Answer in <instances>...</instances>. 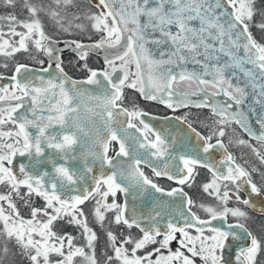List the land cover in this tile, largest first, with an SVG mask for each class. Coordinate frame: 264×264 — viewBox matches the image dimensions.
<instances>
[{"label":"snow or ice","instance_id":"1","mask_svg":"<svg viewBox=\"0 0 264 264\" xmlns=\"http://www.w3.org/2000/svg\"><path fill=\"white\" fill-rule=\"evenodd\" d=\"M0 5L12 9L19 5L28 14L24 20L14 11L0 16V22L7 21V30L0 24V56L13 58L24 52L39 65L17 64L10 77L0 75L10 81L0 86V264L15 255L13 247L29 264H52V256L55 264H74L75 257L83 258L85 264H99L98 237L82 207L88 201L94 202L92 221L102 228L106 223L109 226L106 237L111 254L105 251L104 264H197V258L202 264H264L258 260L264 256V234L250 230L245 211L229 207V202L253 206L250 197L264 194V183L257 185L253 173L258 169L238 163L223 139L228 125H239L260 147L243 139L237 143L250 149L264 165V115L257 116L258 134L240 111L249 97V87L251 103L264 109V3L98 0L95 13H81L77 0H0ZM44 17L57 35L46 31ZM89 30L100 34L94 43L58 38L64 34L83 36ZM122 41L124 50L109 56L108 49H117ZM149 45L159 52V58ZM66 50L85 62L86 79L68 77L63 61ZM95 52L105 53L103 70L87 68L88 57ZM189 64L193 65L191 71ZM0 66L7 68L8 64ZM117 72L121 75L114 79ZM239 73L245 78L243 86L232 82L240 81ZM179 81L195 84L196 91H175ZM69 83L71 89L65 87ZM77 85H95L101 91L93 94ZM125 88L173 111L210 109L217 119L204 125L210 129L205 135L193 126L188 113L163 117L179 121L196 137L194 150L174 154L175 137L169 141L152 128L143 119L149 113L136 105H123ZM198 94L199 100L190 98ZM84 96L100 109L87 111L103 121L106 136L99 128L93 134L85 127L80 104L74 103ZM218 96L226 100L218 101ZM121 117V128L114 129L112 125L121 123ZM84 137L91 140V146L78 153ZM113 141L119 149L109 156ZM48 150L50 154H46ZM214 152L220 153L219 159L212 158ZM76 161H82L80 166H73ZM141 165L178 187L162 188L145 175ZM198 169L210 174L202 192L212 204L197 205L184 190L185 185L193 186ZM260 176L264 181V172ZM149 189L159 194L158 208L172 210L154 209L148 215L130 211L127 197L135 199ZM242 190L248 192L249 199L241 198ZM117 193L124 194V203H117ZM160 197L179 202L173 207ZM21 207L28 218L21 214ZM230 217L235 218L234 223L229 222ZM60 222L80 230L87 251L76 247L71 235L55 230ZM113 225L127 233L118 236Z\"/></svg>","mask_w":264,"mask_h":264},{"label":"flooded vegetation","instance_id":"2","mask_svg":"<svg viewBox=\"0 0 264 264\" xmlns=\"http://www.w3.org/2000/svg\"><path fill=\"white\" fill-rule=\"evenodd\" d=\"M33 1L38 2V0H33ZM97 2L98 0H77V3L80 5V10H82L83 8L86 9L87 6H92L95 12L98 11V9L94 7V5ZM13 11L17 15V17L21 20L28 18V14L26 10L22 9L19 5L15 9L0 5V16H6ZM43 22L45 23L46 31H48L49 34L57 35L56 33L53 32L52 25L47 18H45ZM0 24H3L5 30H7V21H2L0 22ZM58 38L61 41L75 38V39H82L85 43H94L100 38V34L89 30V32L84 34L83 36H79V35L69 36L68 34H64L58 36ZM62 46L63 44L61 43V47ZM63 61H64L65 72L67 73L68 77L75 80H84L87 78L88 71L87 69L82 67V65L85 62L79 61L76 55L71 50H66L63 53ZM4 63L8 64L7 68L0 66V75H3L4 77H10L13 74L14 68L17 64H26L33 68L39 67V65L32 59V57L24 52L16 53L13 58L0 56V65H3ZM45 66H47V64H45ZM87 68L98 71L103 70L105 68L104 57L101 56L100 53H96V52L91 53L87 60ZM133 68H134V61L132 64V70ZM120 75L121 73L117 72L114 76V79ZM9 83L10 81L7 78L0 79V86L7 85ZM174 90L177 92H184V91L192 92V91H196V85L188 81H179L174 85ZM190 98L192 100H199L201 96L198 94L197 96H192ZM215 99L218 101L226 100V98L223 96H218ZM123 105L128 108H131L133 105H136L138 108L150 114L149 116L143 117V119L147 123H149L152 128L161 132L163 136L170 137L171 139L172 137H175L176 143L173 145L171 149V151L174 154L194 150L197 146L196 137L188 133L186 126L180 124L179 121L177 120L165 121L162 119L163 117L166 116L182 117L186 113H188L190 114L189 119L193 120V126L196 127L198 131H200L202 134L205 135L208 134L210 129L209 127H205L204 125L205 124L212 125L213 121L217 119L216 117L212 116L210 109L207 108L197 109L194 107H189V108H179L176 111H173L172 109H169L165 105L160 104L156 101H148L143 99L138 91L130 88L124 89ZM249 107L254 108L251 105ZM233 110H235V108ZM244 114L251 116L255 113L253 111L248 110V111H244ZM151 117H159L160 119H152ZM9 127H11V125H9ZM252 129L253 131L256 130L260 131L259 125L253 126ZM223 139L225 144L228 146V151L232 153L233 156L236 157L238 163L243 164L245 167H249V168L255 167L258 169L256 173H253V179L257 183V185L260 186L262 183H264V181H262L260 176V172H264V165L260 163V161L250 151V149L241 146L237 143L238 140L243 139L259 148L260 146L257 144V142L255 140L250 139L247 133L244 132L243 129H241L240 126L235 123L227 126L226 135ZM118 149H119V145L113 141L110 145L109 156H115V152L118 151ZM261 151H264V148H261ZM219 157H220L219 152L213 153V157H212L213 159H219ZM141 169L144 171L146 176L153 179L154 182L158 183L162 188L171 189L173 187H178V185H176L173 181H169L167 178L155 177L152 173L151 168L149 167L141 165ZM197 171L199 172V175L196 177L193 186L189 188L187 185H185L184 190L188 193L189 196L193 198V200L197 203V205L201 203L212 204L214 203V201L210 197H208L205 193L202 192V184L207 182L208 179H210V174L207 172L206 169H198ZM240 195L242 199H249L247 191L242 190ZM115 199L117 203H121V204L123 203V197L121 193H117ZM250 199H251V205H253L254 207L245 206L243 204H238L235 202H229V207H239L242 211H245L249 216L248 227L250 228V230L256 233L257 235L264 234V212H262V209H264V194L259 196L253 195L250 197ZM111 201H112V197H109V202ZM38 203H42V201H39ZM93 203H94L93 201H88L82 207L86 208L87 205H90L92 207ZM193 210L196 211V213L200 215L202 218H204L206 215L199 208H195ZM20 211L25 218H28V212L25 208L21 207ZM85 212L87 213L86 209ZM229 222L234 223L235 218L230 217ZM65 228L66 225L64 224V222H60L55 230L59 234L63 232L68 234L66 230L63 231V229ZM174 246L175 244L173 245V248ZM13 252L15 253V255L10 257L9 260L5 262V264H29L28 260L25 257L19 255L18 251L14 247H13ZM50 259L52 260V264H55L56 257L52 256ZM77 259L78 257L75 260ZM258 260H264V256L258 257ZM197 261L199 262V264L202 263L198 258ZM74 264H76V261H74Z\"/></svg>","mask_w":264,"mask_h":264},{"label":"water","instance_id":"3","mask_svg":"<svg viewBox=\"0 0 264 264\" xmlns=\"http://www.w3.org/2000/svg\"><path fill=\"white\" fill-rule=\"evenodd\" d=\"M114 7H116L117 9L119 8V5L116 4L114 5ZM127 35V34H125ZM123 44H124V41H122L121 45L117 48V49H108V55L111 56L113 54H115V52L117 51H123L124 48H123ZM150 48H153V51H154V55H155V58H159V52L157 50H155L154 46H151L149 45ZM96 53H100L101 56L104 57V52H96ZM245 67H248V66H245ZM187 68L188 70H192L193 69V65L189 64L187 65ZM174 71H178V69H174ZM239 76H240V81H237V80H233V84H236L238 82L241 83V86H243L242 84V81L245 79L243 77V74L242 73H239ZM79 81V80H78ZM66 88L68 89H71V84H66L65 85ZM78 88H82V89H87L89 92L93 93V94H99L101 89L98 88L97 86L95 85H77ZM247 92L249 93V97L248 99L245 101V103L240 107V111H242L244 113V111H248L250 110L251 111V107H249L250 105L252 107H254L255 111L253 115L251 116H248L247 114H244V117L247 119L249 125L251 127L255 126V125H258L257 124V116H261V115H264V109H261L260 105H256V104H252L251 103V100H252V96H251V93H252V89L249 87L247 89ZM74 103H78L80 104V112H81V117L82 119L84 120V124H85V127L87 129H90L92 130L93 134L95 133V129L96 128H99L103 135H107L106 131H104L103 129V121L100 120L99 116H96V115H93L92 113H89L87 111L88 108H93L96 112H99L100 109L99 108H96V102L95 101H92V100H89L87 98V96H84L82 98L78 97ZM245 106V107H243ZM259 111H262V112H259ZM123 117L120 118V121L121 123H116V124H113L112 127L114 129H119L121 128V125H122V122H123ZM128 132L129 133H132L136 136L139 135V133H135V130L134 129H128ZM256 132L259 134V130H256ZM166 139L168 140H171L170 137H167L165 136ZM82 143H83V148L81 147H78L77 148V152L79 153L80 151H83V150H86L88 147L91 146V140L87 137H84L82 139ZM98 150V149H97ZM142 151V150H141ZM51 150H48V153L46 154H50ZM109 155V153H108ZM21 158L17 157V160H19ZM121 160H125L126 158H123L121 157L120 158ZM59 162H62V161H59ZM82 163V161H76V162H73V166L74 167H78L80 166V164ZM49 168L51 167L50 165L48 166ZM99 168V165H97V169ZM133 191H135V189H133ZM122 194V197H123V203L125 202V196L123 193ZM156 197H159V194H155L153 193L150 189L147 190V191H144V192H140L138 195H136L135 199H133V196L132 195H129L127 197V202H128V206H129V210H135L136 214L137 215H148L149 213L153 212V210L155 209L156 211H164V212H167V211H171L172 209L171 208H166V209H161V208H158L156 205H157V201H156ZM160 199L164 200V201H168L170 204L173 205V207L175 206V203H178L179 201L176 200L175 202H173L170 198L168 197H160ZM214 223L216 224H219L220 222L219 221H214Z\"/></svg>","mask_w":264,"mask_h":264},{"label":"rangeland","instance_id":"4","mask_svg":"<svg viewBox=\"0 0 264 264\" xmlns=\"http://www.w3.org/2000/svg\"><path fill=\"white\" fill-rule=\"evenodd\" d=\"M36 2V1H33ZM43 2L48 3V0H43ZM75 11V9H73ZM81 13H87V12H92L95 13V11L93 10L92 6H87V8H83L82 10H80ZM46 17L43 18V21L45 20ZM83 23H88L87 20L82 21ZM132 71H135L134 68ZM93 207V206H92ZM92 207L90 205H87L86 208H84V210L86 209L87 213H89V219H90V227L93 228V230L96 232L97 234V241L96 243V255H97V259L99 261V264H104V253L105 251L108 252V254H111V249L107 247V237H106V232L108 230V225L107 223L105 224V226L102 228L99 224L95 223L94 221H92L91 215H90V210L92 209ZM111 217V214H109V218ZM66 225V228L63 229V231H67L68 235H71L74 239H73V244L76 247H85V250L87 251L86 248V240L84 239V237L81 235L80 230L77 229L74 226H69L66 223H64ZM112 230L114 232H116V234L119 236L121 233L126 234L127 230L123 229V228H117L116 226H111ZM67 233H61V235H64ZM176 246V245H175ZM174 246V248H175ZM77 257L74 258V261H76V264H85V262L83 261V258L78 257L77 260H75ZM115 264V262H114ZM197 264H199V262L197 261ZM202 264V263H201Z\"/></svg>","mask_w":264,"mask_h":264},{"label":"trees","instance_id":"5","mask_svg":"<svg viewBox=\"0 0 264 264\" xmlns=\"http://www.w3.org/2000/svg\"><path fill=\"white\" fill-rule=\"evenodd\" d=\"M260 3H264V0H258V4H260ZM254 32H255V30H254ZM257 39H259V34L257 33Z\"/></svg>","mask_w":264,"mask_h":264}]
</instances>
